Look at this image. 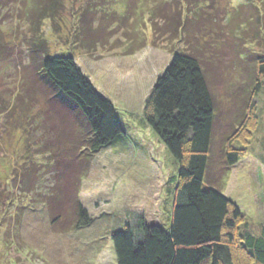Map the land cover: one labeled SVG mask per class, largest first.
<instances>
[{
  "label": "rangeland",
  "instance_id": "rangeland-1",
  "mask_svg": "<svg viewBox=\"0 0 264 264\" xmlns=\"http://www.w3.org/2000/svg\"><path fill=\"white\" fill-rule=\"evenodd\" d=\"M177 52L200 58L215 108L205 185L239 207L236 261L256 264L241 245L264 234V0H0V264H117L111 234L135 216L168 227L179 164L145 106ZM45 56L73 58L126 135L84 150V120L37 74ZM77 184L93 223L65 232L74 215L54 225L44 202Z\"/></svg>",
  "mask_w": 264,
  "mask_h": 264
},
{
  "label": "trees",
  "instance_id": "trees-1",
  "mask_svg": "<svg viewBox=\"0 0 264 264\" xmlns=\"http://www.w3.org/2000/svg\"><path fill=\"white\" fill-rule=\"evenodd\" d=\"M44 6L39 15L51 11ZM37 74L47 88L60 96L61 108L84 120L83 148L89 154H97L126 135L116 107L93 87L73 58L45 56ZM31 89L35 91L34 87ZM55 103L58 108L59 103ZM145 116L179 164L176 180L172 179L175 182L170 224L168 227L148 224L144 218L135 216L123 231L112 233L117 264H237L233 248L238 243L236 230L243 214L212 183L205 185L215 108L200 58L175 53L147 101ZM225 158L228 166H234L241 152L231 149ZM85 160L80 166L90 167L91 159ZM72 167L68 180L74 172ZM80 171L77 170V175ZM78 187L77 184L73 196L57 188L44 202L51 210L58 205L53 209L60 213V216L53 214L54 225L60 223L62 216L74 215L73 225L62 226L65 232L93 223L86 208L77 201ZM243 241L241 246L255 263L264 264V234L261 237L247 234Z\"/></svg>",
  "mask_w": 264,
  "mask_h": 264
}]
</instances>
